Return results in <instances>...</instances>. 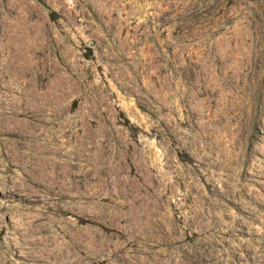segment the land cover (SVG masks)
<instances>
[{
    "label": "rangeland",
    "instance_id": "rangeland-1",
    "mask_svg": "<svg viewBox=\"0 0 264 264\" xmlns=\"http://www.w3.org/2000/svg\"><path fill=\"white\" fill-rule=\"evenodd\" d=\"M0 13V53L41 63L38 91L48 98L55 81L59 116L104 127L111 145L117 134L122 194L109 161L103 195L122 204L111 224L140 243L119 241L131 250L115 264H147V247L150 264H264V0H0ZM3 122L0 180L29 197L39 171L11 156ZM27 207L69 217L54 202ZM15 226L2 215V251L35 264L13 253L25 243Z\"/></svg>",
    "mask_w": 264,
    "mask_h": 264
},
{
    "label": "bare ground",
    "instance_id": "bare-ground-1",
    "mask_svg": "<svg viewBox=\"0 0 264 264\" xmlns=\"http://www.w3.org/2000/svg\"><path fill=\"white\" fill-rule=\"evenodd\" d=\"M2 20L7 23L5 16ZM40 64L39 61L24 59V53H0V122L4 121L5 127L17 132L15 140H7L12 145L11 156L19 158L23 166L34 165L39 171L33 182L34 194L29 197L17 190V182L13 178L0 180L2 196L6 199L0 206V218L8 213L15 220V232L20 234L18 239L25 242L17 246L11 244V248L16 254L17 248L22 247L35 264H91L89 259L93 254L101 258L92 264H115L114 259L119 257L123 260L131 250L120 248L119 241L123 240L127 245L134 242V246L140 243L138 232L124 233L111 224L121 221L122 204L116 200L110 206L103 195L109 161L113 163L116 198L122 194L119 139L112 132L111 145L106 140L104 127L97 131L84 130L87 124L94 127L91 120L59 116L61 105L56 98L55 81L50 82L48 98H43L38 91V83L44 79ZM51 71L54 72L52 64ZM24 80L33 85V89L26 92L27 99H24ZM102 106L101 102H92L87 108L94 113L103 111ZM29 143L33 146L27 148L29 153H25L24 147ZM97 185L100 190L96 192L94 187ZM41 193L45 195L39 196ZM33 202L58 203L66 208L69 217H58L48 208L27 207ZM71 214L77 215L78 220H72ZM24 225L28 226L26 231L29 230L31 236L40 234L43 242H27L28 236L21 232ZM146 229L144 232L148 234L150 226ZM2 249L0 242V264H12L8 258L9 251ZM142 251L133 248V252ZM115 253L116 257L113 256ZM146 253V263L150 264L153 258L150 247Z\"/></svg>",
    "mask_w": 264,
    "mask_h": 264
}]
</instances>
